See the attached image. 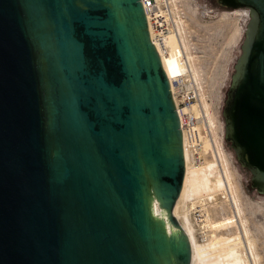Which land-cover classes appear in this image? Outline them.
<instances>
[{"label": "water", "instance_id": "95a60500", "mask_svg": "<svg viewBox=\"0 0 264 264\" xmlns=\"http://www.w3.org/2000/svg\"><path fill=\"white\" fill-rule=\"evenodd\" d=\"M222 109L264 194V0ZM170 81L142 0H0V264H196Z\"/></svg>", "mask_w": 264, "mask_h": 264}, {"label": "rangeland", "instance_id": "374dc122", "mask_svg": "<svg viewBox=\"0 0 264 264\" xmlns=\"http://www.w3.org/2000/svg\"><path fill=\"white\" fill-rule=\"evenodd\" d=\"M170 3L178 44L169 46L166 55L170 61L186 59L191 71L199 75L202 106L219 156L189 174L187 198L199 195V179L208 191L227 189L231 197L209 207L213 228L196 233L202 263L264 264V194L251 186V174L236 159L230 143L223 138V147L219 138L226 92L245 36L243 12L217 0Z\"/></svg>", "mask_w": 264, "mask_h": 264}, {"label": "bare ground", "instance_id": "6f19581e", "mask_svg": "<svg viewBox=\"0 0 264 264\" xmlns=\"http://www.w3.org/2000/svg\"><path fill=\"white\" fill-rule=\"evenodd\" d=\"M167 3L169 5L171 26H170V30H169L168 34L165 36V43H166L167 47L169 48V46H176L178 44V33H177L176 27H175V21H174L173 14H172V6L170 3V0H167ZM232 9H235L233 11H237V12L242 11L243 12L242 17H243L244 26H245L243 31L245 32L246 26H247V23H248V20L250 17L249 10L246 7H238V8H232ZM166 53L161 52V60H162V63H163V66H164V69L166 71L168 78L171 79L172 77H174L176 75L186 73L187 77H190L191 79H193L195 81L197 87L199 88V91H200L199 102L198 103L196 102L192 105V110L197 112L199 110V107H200L202 109V112L204 115V121L198 123V125L196 126V128L200 134L201 141H202L203 153L206 154L203 162H205L207 160L217 161V158H219V156H218L216 143L214 140V133L209 128V125H208V122L206 119V115H205V111H204L203 106H202V94H201L202 82H201V79L197 73H194L193 71H191V69L189 67L190 65H188L187 61H186V63L181 62L180 60L182 58H180L179 61L177 59L170 61L169 58L167 57ZM203 128L206 129L207 131L210 130V132L212 134L211 138H208V136L202 132ZM221 129H222L221 130L222 134L219 136V138L221 139L222 145L224 147V141H223L224 124L221 125ZM216 134H217V132H216ZM184 158H185V175H184L185 178H184V195H183V204H182L183 220L185 223L186 231H187V233H188V235H189V237H190V239L194 245V248H195V255H196V261H197L196 264H203L202 259H201L200 248H199V245H198L197 239H196V233H198V230H201V229H212L213 228L212 219L210 217L211 215L209 213V207H213V206L217 205L223 199L229 200V198L231 199V197H230L227 189H223V190H219V191H216V190L215 191H211V190L208 191L207 189H205L206 187H204L203 184H201V182H203L204 180L199 179L198 183H197L198 187L200 189V191H198L199 195L196 197V199H194V198H193V200L188 199L187 198V185H185L186 179H187V177H189V174L191 172L199 170L200 167L202 166L203 162L201 164H198V165H193L191 162V152L186 146L184 147ZM197 206H199L201 209H203V217L200 220L195 218L194 214H193L194 209ZM206 232L207 231H204L202 233L205 234Z\"/></svg>", "mask_w": 264, "mask_h": 264}, {"label": "built area", "instance_id": "2783aa9c", "mask_svg": "<svg viewBox=\"0 0 264 264\" xmlns=\"http://www.w3.org/2000/svg\"><path fill=\"white\" fill-rule=\"evenodd\" d=\"M142 3L148 20L151 40L156 44L161 58V52L166 53L168 49L165 36L171 26L169 5L167 0H142ZM180 61L186 63L184 58ZM169 81L180 121L183 148L186 146L190 150L193 165L201 164L206 154L203 153L202 141L196 126L204 121V115L200 107L197 112L192 110V105L199 102V88L193 79L187 77L186 73L169 78ZM202 132L208 138L212 137L210 130L203 128ZM193 214L200 220L203 217V209L197 206Z\"/></svg>", "mask_w": 264, "mask_h": 264}, {"label": "flooded vegetation", "instance_id": "af4514ba", "mask_svg": "<svg viewBox=\"0 0 264 264\" xmlns=\"http://www.w3.org/2000/svg\"><path fill=\"white\" fill-rule=\"evenodd\" d=\"M218 1V0H217ZM219 2V1H218ZM221 4V3H220ZM221 5H223V4H221ZM224 7H227L226 5H223ZM229 8V7H228ZM230 9H232V8H230Z\"/></svg>", "mask_w": 264, "mask_h": 264}]
</instances>
